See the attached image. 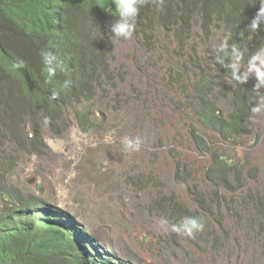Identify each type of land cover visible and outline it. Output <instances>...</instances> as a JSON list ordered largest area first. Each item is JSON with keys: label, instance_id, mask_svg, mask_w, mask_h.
I'll return each mask as SVG.
<instances>
[{"label": "rangeland", "instance_id": "obj_1", "mask_svg": "<svg viewBox=\"0 0 264 264\" xmlns=\"http://www.w3.org/2000/svg\"><path fill=\"white\" fill-rule=\"evenodd\" d=\"M101 23L89 33L102 60V78L85 105L91 109L93 131L79 128L74 107L82 105L64 107L41 123H18L17 112H0V216L9 212L6 190L10 202L17 195L31 197L68 213L73 223L60 215L77 230L70 231L86 264L91 259L98 264H264V234L256 229L243 231L238 242L222 250L213 243L219 233L205 240L186 236L172 230L181 221L166 213L173 201L195 210L191 189L208 199L214 190L205 177L209 157L196 150L190 126L214 150L247 163L245 192L263 188L264 85L255 105L260 111L252 107L247 119L250 133L223 144L200 123L193 93L201 74L218 75L211 56L223 39L221 31L206 37L196 25L180 42L142 16L141 25L134 22L132 36L125 39L113 33L115 20L102 17ZM226 82L222 77L214 90L225 115L229 100L219 91ZM137 137L139 150L126 151L125 138ZM140 176L143 183L136 180ZM156 201L165 204L163 210L156 209Z\"/></svg>", "mask_w": 264, "mask_h": 264}, {"label": "trees", "instance_id": "obj_2", "mask_svg": "<svg viewBox=\"0 0 264 264\" xmlns=\"http://www.w3.org/2000/svg\"><path fill=\"white\" fill-rule=\"evenodd\" d=\"M114 2L0 0V112H17L18 123L22 120L41 123L61 114L64 107L82 105L84 109L74 107L79 128L85 133L93 131L91 109L85 105L95 93V83L102 78L98 71L102 60L89 33L96 30L102 17L116 22L121 19ZM138 7L139 12L130 22L141 25L140 18L148 17L180 42L193 34L196 25L206 37L213 31H221L223 38L228 36L226 47L218 48L211 56L217 77L208 78L203 73L193 85L196 114L203 127L216 133L223 144L236 143L237 138L249 134L247 119L260 99V92L254 87L255 76L244 82L239 78L244 75L243 65L264 43V22L254 32L250 28L260 0H163L160 6L154 0H144ZM233 44L244 52L235 75L230 67ZM46 55L55 57L50 65L46 64ZM48 66L54 69L51 77L46 70ZM222 77L227 82L219 94L228 97L230 107L226 115L214 94ZM188 131L196 150L209 157L205 177L214 190L208 199L191 189L195 210L173 201L166 213L177 222L186 217H202L204 229L193 237L205 240L219 233L213 243L222 250L238 242L243 231L256 229L263 236L264 186L245 192L247 163L235 162L214 150L194 126ZM35 136L41 139L39 131ZM248 176L256 177L253 173ZM136 180L144 182L141 176ZM238 193L240 199L236 197ZM6 196L10 197L8 190ZM7 198L4 200L9 212L0 216V264H86L71 234V224L62 219L69 220L68 213L36 198L22 199L17 195L15 202ZM162 201H156V209L163 210ZM207 213L214 224L206 218ZM214 225L220 232L210 230ZM87 264L98 263L91 259Z\"/></svg>", "mask_w": 264, "mask_h": 264}, {"label": "clouds", "instance_id": "obj_3", "mask_svg": "<svg viewBox=\"0 0 264 264\" xmlns=\"http://www.w3.org/2000/svg\"><path fill=\"white\" fill-rule=\"evenodd\" d=\"M158 6L163 4V0H154ZM116 9L119 13L120 20L116 22L112 31L117 37H123L129 39L135 28V24L130 22V18L135 17L139 12L138 5L144 3V0H115ZM264 22V0H260V7L258 8L256 14L251 20L250 28L254 32L260 24ZM228 36L226 35L218 48L223 50L226 47V40ZM232 63L230 64L231 69L233 70V75H235L236 69L242 64L244 52L241 51L235 44L232 45ZM55 57L51 55H46V64L50 65L51 61ZM47 72L49 77L52 76L54 69L51 66L47 67ZM249 72L254 73L257 80V84L254 87L258 90L262 85H264V48L258 49L253 53L247 61V67L244 69V75L239 79H247V74ZM55 95V94H54ZM260 109L258 107L253 108V112H258ZM141 144V140L137 137L135 141H128L125 138L124 148L126 151H138ZM161 223H167V221L162 220ZM204 229V221L202 217L191 216L182 219L179 227L173 225L172 230L180 232L183 231V234L186 236H193L194 233L200 232Z\"/></svg>", "mask_w": 264, "mask_h": 264}, {"label": "bare ground", "instance_id": "obj_4", "mask_svg": "<svg viewBox=\"0 0 264 264\" xmlns=\"http://www.w3.org/2000/svg\"><path fill=\"white\" fill-rule=\"evenodd\" d=\"M71 221V220H70ZM72 222V221H71ZM73 223V222H72Z\"/></svg>", "mask_w": 264, "mask_h": 264}]
</instances>
